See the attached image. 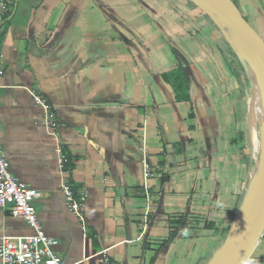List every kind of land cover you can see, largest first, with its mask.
<instances>
[{
	"label": "crops",
	"instance_id": "0c3cea01",
	"mask_svg": "<svg viewBox=\"0 0 264 264\" xmlns=\"http://www.w3.org/2000/svg\"><path fill=\"white\" fill-rule=\"evenodd\" d=\"M233 1L264 40V0ZM231 50L188 0H14L0 27V145L40 193L66 264H208L221 248L251 178ZM62 182L85 198V232ZM32 234L0 210V240ZM247 264H264V237Z\"/></svg>",
	"mask_w": 264,
	"mask_h": 264
},
{
	"label": "built area",
	"instance_id": "2783aa9c",
	"mask_svg": "<svg viewBox=\"0 0 264 264\" xmlns=\"http://www.w3.org/2000/svg\"><path fill=\"white\" fill-rule=\"evenodd\" d=\"M14 5V0H0V27L4 15ZM36 104L43 111V125L54 137L57 128L56 114L44 97L30 91ZM146 154L145 148L141 149ZM56 153L60 164L66 163V155L61 147L57 146ZM146 164V161H144ZM61 191L69 212L74 214L85 232V217L83 207L85 198H76L72 188L65 182L61 183ZM40 193L22 183L12 174L6 151L0 145V210L15 219L24 220L33 230V234L24 237L2 236L0 240L1 264H66L55 252L58 242L47 235L40 223L34 202L40 198ZM103 264H121L114 262L107 255Z\"/></svg>",
	"mask_w": 264,
	"mask_h": 264
},
{
	"label": "water",
	"instance_id": "95a60500",
	"mask_svg": "<svg viewBox=\"0 0 264 264\" xmlns=\"http://www.w3.org/2000/svg\"><path fill=\"white\" fill-rule=\"evenodd\" d=\"M218 28L235 55L249 65L264 89V40L243 17L233 0H189ZM263 178L255 200L244 205L231 233L208 264H247L264 237Z\"/></svg>",
	"mask_w": 264,
	"mask_h": 264
},
{
	"label": "bare ground",
	"instance_id": "6f19581e",
	"mask_svg": "<svg viewBox=\"0 0 264 264\" xmlns=\"http://www.w3.org/2000/svg\"><path fill=\"white\" fill-rule=\"evenodd\" d=\"M252 75L253 76L251 80L255 84L256 88L258 89V96L255 97L256 93L255 94L253 93L254 99L251 96L249 104H250L252 111L254 110L255 105L258 106V115H259L258 122L260 126V138H258L255 127H254L253 149H254V153L259 155V159L255 160L254 170L251 173L248 190H247V194L245 197V205H250L255 200L260 184H261V181H262V178H263L262 157L264 154V89L262 87V84L258 76L254 72ZM260 163H261V167L259 168L258 166L260 165ZM239 228H240V225H234L233 230L236 231Z\"/></svg>",
	"mask_w": 264,
	"mask_h": 264
},
{
	"label": "rangeland",
	"instance_id": "374dc122",
	"mask_svg": "<svg viewBox=\"0 0 264 264\" xmlns=\"http://www.w3.org/2000/svg\"><path fill=\"white\" fill-rule=\"evenodd\" d=\"M244 65V70H245V83L243 86V98L245 101V106H246V132H247V137L245 139V147H246V151L248 153V162L250 164V173H252V171L254 170V166H255V160L259 159V155L254 153V149H253V132H254V127L257 133L258 138H260V126H259V115H258V106L255 105L254 110H251L250 107V98L252 96V98L254 99V94L255 97L258 96V89L256 88L255 84L252 82L251 78H252V74L253 71L252 69L246 64L243 63ZM255 89V90H254ZM256 91V92H254ZM254 93V94H253ZM257 156V157H256ZM254 159V160H253ZM259 168L261 167V163L258 166ZM257 167V168H258Z\"/></svg>",
	"mask_w": 264,
	"mask_h": 264
},
{
	"label": "trees",
	"instance_id": "16d2710c",
	"mask_svg": "<svg viewBox=\"0 0 264 264\" xmlns=\"http://www.w3.org/2000/svg\"><path fill=\"white\" fill-rule=\"evenodd\" d=\"M188 1H189V0H188ZM231 51H232V50H231ZM232 53L235 54L233 51H232ZM236 57H237V56H236ZM237 58H238V57H237ZM67 161H68V159H67ZM67 161H66V162H67ZM67 166H68V165L66 164V165H65V168H66V169L70 168V167H67Z\"/></svg>",
	"mask_w": 264,
	"mask_h": 264
}]
</instances>
